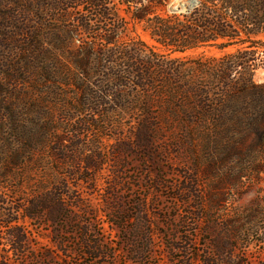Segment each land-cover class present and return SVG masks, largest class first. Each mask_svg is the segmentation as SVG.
Instances as JSON below:
<instances>
[{
    "label": "trees",
    "instance_id": "1",
    "mask_svg": "<svg viewBox=\"0 0 264 264\" xmlns=\"http://www.w3.org/2000/svg\"><path fill=\"white\" fill-rule=\"evenodd\" d=\"M50 1L6 0L12 19L21 22L18 33L24 42L12 70L4 73L15 78L3 76L16 95L23 92L25 106L34 101L38 109L37 114L21 111L13 102V92L8 101L3 97L0 102V121L8 120V126H0V188L17 179L31 182L33 172L44 165L40 154L49 145L59 165L45 180L53 187L37 186L29 202L8 207L0 200V225L10 227L6 258L26 257L32 251L21 219L42 220L50 211L64 228L79 222L81 206L72 200L67 169L75 162L83 169L99 170L104 160H95L99 147L93 142L85 144L80 134L68 137L61 132L69 121L70 126L79 125L75 114L87 116L82 125L89 126H119L120 116L132 110L139 115L138 126H202L196 139L209 158H264V82L254 79L255 72L264 68V0H197L186 11L180 6L172 12L174 0ZM121 9L163 52L139 36L126 39L128 24ZM48 10H57L64 18L46 36L55 41L53 50L45 47L44 36L39 38L41 26L32 22ZM66 18L69 25H64ZM231 47L236 49L221 57L208 56L205 50L198 58L182 55ZM15 69L17 73H11ZM27 88L35 90L37 99ZM51 99L61 105L69 100L64 107L70 116L55 120ZM47 121L59 124L48 126ZM153 137V130H147L145 140L151 142ZM248 230L240 222L209 220L203 232L210 241L204 243L202 253L195 249L191 235L180 246L170 245V250L183 252L182 264L198 260L244 264L242 253L236 254L241 251L237 236ZM88 236L83 228L82 246L91 249Z\"/></svg>",
    "mask_w": 264,
    "mask_h": 264
},
{
    "label": "rangeland",
    "instance_id": "2",
    "mask_svg": "<svg viewBox=\"0 0 264 264\" xmlns=\"http://www.w3.org/2000/svg\"><path fill=\"white\" fill-rule=\"evenodd\" d=\"M196 2L174 0L170 12L180 6V11H186V6ZM7 6L6 0H0V87L3 88L0 102L3 97L8 101L13 92L17 108L37 114L34 101L25 106L23 92L16 95L14 87L7 85L3 76L15 78L16 75L4 73L12 70L24 42L18 33L21 22L12 19ZM77 11L72 12L70 20ZM120 13L128 24L126 39L136 35L162 51L127 11L121 9ZM61 19L64 18L57 10H48L46 16L34 17L32 22L41 26L39 38L46 39ZM65 20L64 25H69L70 20ZM45 42V47L52 50L57 46L51 37ZM235 49L207 48L182 55L198 58L205 50L208 56L221 57ZM11 73L16 74L17 70ZM254 79L264 82V68L255 72ZM26 91L32 99H37L34 89ZM51 100L53 110L50 111L55 120L66 114L70 116L64 107L69 100L62 105L55 102L57 107ZM45 110L48 109H42ZM74 118L79 125L70 126L73 123L69 121V126L63 124L61 132L68 137L80 134L85 144L93 142L95 148L99 147L95 160L102 157L104 160L99 170L83 169L75 162L67 169L71 172L72 200L81 206L77 208L79 222L64 228L54 221L50 211L42 220L21 219L19 224L29 232L32 251L26 257L11 254L7 258L5 249L10 227L3 223L0 225V264H182L183 252L172 253L170 245L180 246V241L191 235L195 249L202 253L204 243L210 241L203 232L209 220L247 225L249 230L237 236L241 251L237 250L236 254L242 253L244 264H264V158L211 159L196 139L202 126H138L139 115L133 110L120 116L119 126L82 125L87 116L75 114ZM101 118L104 120L105 116L102 114ZM7 121L6 118L0 121V126H8ZM58 124L47 121L48 126ZM147 130H153L151 142L145 140ZM51 147L47 146L40 154L44 165L33 172L31 182L21 183L17 179L0 188V200L6 201L8 207L29 202L37 186L53 187L45 181L59 166L58 156L51 152ZM83 228L88 231L91 249L86 244L82 246ZM200 263L198 260L197 264Z\"/></svg>",
    "mask_w": 264,
    "mask_h": 264
}]
</instances>
